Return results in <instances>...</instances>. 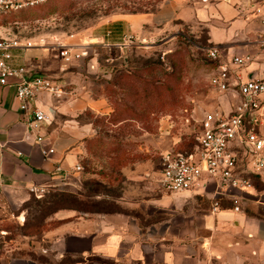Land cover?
<instances>
[{"label":"rangeland","instance_id":"rangeland-1","mask_svg":"<svg viewBox=\"0 0 264 264\" xmlns=\"http://www.w3.org/2000/svg\"><path fill=\"white\" fill-rule=\"evenodd\" d=\"M6 1L0 36L32 45L26 54H34L29 60L36 69L80 74L79 83L104 100L109 111L83 117L94 125V135L76 180L0 210V257L30 256L47 263L50 232L61 223L105 214L135 218L143 235L164 233L170 216L159 212L157 202L164 196L158 184L161 155L170 148L189 150L204 114L227 112L229 101L235 102L210 85L208 29L175 21L159 27L157 35L148 29L146 37L129 40L127 47L109 49L100 39L109 27L106 21L154 13L170 0ZM116 25L117 34H128L125 26ZM61 47L88 54L67 65ZM51 78L68 90V84ZM196 205L209 204L200 198Z\"/></svg>","mask_w":264,"mask_h":264},{"label":"crops","instance_id":"crops-1","mask_svg":"<svg viewBox=\"0 0 264 264\" xmlns=\"http://www.w3.org/2000/svg\"><path fill=\"white\" fill-rule=\"evenodd\" d=\"M257 11L264 12V0H170L154 13L110 18L100 39L106 48L122 49L129 39L146 37L148 29L157 35L159 27L175 21L199 23L208 29L210 44L220 47L225 58L253 57L243 72L245 78L264 80V49L260 46L264 26ZM116 24L125 26L128 34H117ZM117 40L121 42H114ZM33 55L26 54L27 62ZM39 67L37 70L69 88L59 100H42L52 123L36 133L20 111L15 80L0 85V210L25 203L32 187L76 180L81 173H74L75 168L81 166L86 143L94 135V125L83 117L87 112L109 111L104 100H96L79 83L80 74ZM260 132L264 137V112ZM39 136L43 137L41 143ZM254 176L261 187L254 183L246 189L249 194L239 204L240 211L234 210L231 196L222 197L215 209L213 187L172 195L160 188L164 196L157 200L159 212L170 216L162 234H141L138 221L124 213L59 225L47 235L49 250L43 264H264V171ZM200 198L209 205L197 207ZM0 264L42 263L30 256H2Z\"/></svg>","mask_w":264,"mask_h":264},{"label":"built area","instance_id":"built-area-1","mask_svg":"<svg viewBox=\"0 0 264 264\" xmlns=\"http://www.w3.org/2000/svg\"><path fill=\"white\" fill-rule=\"evenodd\" d=\"M0 0V12L7 6ZM261 23L264 26V12ZM131 40V39H129ZM264 49V37L260 41ZM32 45H23L15 39L0 36V85L13 87L30 129L39 133L52 123V116L42 104L44 98L61 99L66 92L49 75L35 69L27 62L26 51ZM60 56L67 65L85 56L87 51L73 52L61 47ZM212 63L211 87L219 94L231 97L229 110L206 112L200 122V131L194 137L189 150H174L161 156L158 184L167 194H181L196 188L213 187L214 208L220 207L224 196H231L234 210L246 199L254 186L252 176L264 171V137L261 135L264 112V80L245 78L244 70L253 62L250 55L225 58L220 47L212 46L207 52ZM43 142V137L37 138ZM52 153V151H51ZM82 172L77 166L74 173ZM70 185L64 181L59 185L32 187L30 194L41 198L51 189ZM237 191L239 194H232ZM264 195V194H263Z\"/></svg>","mask_w":264,"mask_h":264},{"label":"trees","instance_id":"trees-1","mask_svg":"<svg viewBox=\"0 0 264 264\" xmlns=\"http://www.w3.org/2000/svg\"><path fill=\"white\" fill-rule=\"evenodd\" d=\"M138 82V81H137ZM252 179L255 181L256 180V182H255V184H256V187H258V188H260L261 187V183L259 182V181H257V177H255V176H252ZM259 180V179H258ZM61 224H63V223H61ZM60 224V225H61Z\"/></svg>","mask_w":264,"mask_h":264},{"label":"water","instance_id":"water-1","mask_svg":"<svg viewBox=\"0 0 264 264\" xmlns=\"http://www.w3.org/2000/svg\"><path fill=\"white\" fill-rule=\"evenodd\" d=\"M253 78V77H252Z\"/></svg>","mask_w":264,"mask_h":264}]
</instances>
